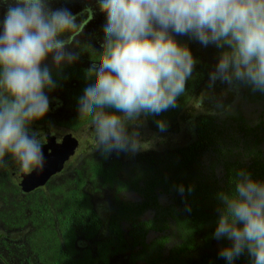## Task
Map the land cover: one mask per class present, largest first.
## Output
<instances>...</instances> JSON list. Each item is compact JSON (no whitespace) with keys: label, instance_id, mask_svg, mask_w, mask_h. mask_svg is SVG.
Returning a JSON list of instances; mask_svg holds the SVG:
<instances>
[{"label":"clouds","instance_id":"clouds-1","mask_svg":"<svg viewBox=\"0 0 264 264\" xmlns=\"http://www.w3.org/2000/svg\"><path fill=\"white\" fill-rule=\"evenodd\" d=\"M105 14L104 43L86 71L91 84L78 99L80 117H91L94 147L102 153L137 152L139 133L127 130L141 114L176 107L195 61L169 30L202 44L227 48L210 79L246 81L264 91V0H96ZM0 32V167L10 158L21 172H42L45 156L31 124L49 111L45 89L56 87L41 63L52 54L59 68L77 54L65 50L64 33H76L67 9L46 0H3ZM111 110H115L114 112ZM117 113H121L117 114ZM164 131L166 122L157 121ZM232 192L218 193L216 239L232 241L220 250L229 264L245 250L252 264H264V183L241 171ZM181 193L183 188L179 189ZM242 224V227L238 226Z\"/></svg>","mask_w":264,"mask_h":264},{"label":"flooded vegetation","instance_id":"flooded-vegetation-1","mask_svg":"<svg viewBox=\"0 0 264 264\" xmlns=\"http://www.w3.org/2000/svg\"><path fill=\"white\" fill-rule=\"evenodd\" d=\"M0 5L6 6L3 0ZM46 6L67 9L75 17L78 32H66L59 39L68 41L65 50L77 58L71 64L62 62L58 68L49 54L41 63L56 84L44 90L49 111L30 126V134L43 146L45 167L39 173L21 172L10 158H6V167H0L1 247L21 264H208L209 256L223 249L222 243L213 239L207 246L200 234L195 235V243H189L172 215L161 214L162 210L185 208H145L144 188L138 189L136 183L138 177H144L148 155H162L194 143L196 122L206 114L195 118L193 139L184 146L154 152L144 137L174 128L193 94L210 77L211 69H216L210 54L217 50L221 55L227 46L211 49L210 44L187 34L189 48L202 57L192 70L195 75L202 68L199 87L168 130H156L144 114L128 125L129 132L139 133L144 145L139 151L105 154L94 147L91 117H80L78 99L91 84L86 71L103 50L106 16L96 0H46ZM6 11L7 7L3 8L0 32ZM169 34L177 44L182 39L171 30ZM233 84L237 85V99L242 100L246 81L234 79ZM22 180H26L23 186ZM36 180L41 183L31 188ZM157 199L165 201L160 194ZM0 264H9L1 252Z\"/></svg>","mask_w":264,"mask_h":264},{"label":"trees","instance_id":"trees-1","mask_svg":"<svg viewBox=\"0 0 264 264\" xmlns=\"http://www.w3.org/2000/svg\"><path fill=\"white\" fill-rule=\"evenodd\" d=\"M178 44L187 47L195 63L201 62L202 57L193 54L188 42L181 39ZM200 72L195 75L191 73L185 83L184 94L177 98L176 107L158 115H146L156 130H159L158 120L166 122L165 130L172 126L177 114L199 87L202 78ZM242 102L259 106L264 111V91L246 82ZM144 166V177H138L142 185L137 181L136 186L138 189L144 188L145 208H185L162 210L161 214L172 215L179 233H184L183 238H189V243H195V235L200 234L209 246L216 239L214 232L220 216L218 193L234 191L241 171L247 172L253 180L264 183V116L259 114L257 119H252L242 107H237L219 115L200 117L195 125L192 145L177 151L169 150L162 155H148ZM181 186L182 193L179 190ZM158 194L165 201L159 202ZM162 221L165 222L166 218H162ZM238 226L242 227V224L238 223ZM219 241L223 248L232 244L226 238ZM219 253L210 255L208 264H229ZM39 257L44 263L43 257ZM231 264H252V257L245 250Z\"/></svg>","mask_w":264,"mask_h":264},{"label":"rangeland","instance_id":"rangeland-1","mask_svg":"<svg viewBox=\"0 0 264 264\" xmlns=\"http://www.w3.org/2000/svg\"><path fill=\"white\" fill-rule=\"evenodd\" d=\"M5 7L0 5V18ZM179 36L185 41H190L187 34H179ZM210 48L217 49L215 44H210ZM219 57L220 54L217 50L209 56L215 65H217ZM213 71H215V67L211 69V72ZM233 82L234 80L229 83L225 80L213 81L210 77L207 78L206 82L193 94L185 111L177 117L174 128L171 131L156 134L150 132L146 138L144 137L149 150L164 152L190 143L193 139L192 130L195 118L200 115H219L225 111L242 107L244 113L252 119H257L260 113L264 116V112H260L261 108L259 106L247 105L241 99H237L235 95L237 85L235 86ZM145 130L148 131L147 127ZM0 252L8 260L9 264H21L14 257H10L1 245Z\"/></svg>","mask_w":264,"mask_h":264},{"label":"water","instance_id":"water-1","mask_svg":"<svg viewBox=\"0 0 264 264\" xmlns=\"http://www.w3.org/2000/svg\"><path fill=\"white\" fill-rule=\"evenodd\" d=\"M25 181H26V180H22L21 186H23V184L25 183ZM36 181H37V182H35L34 184L31 185V188H32V187H35V186L39 185V183H41V182H39V180H36ZM23 189L27 191V190L30 189V188H25V187H24Z\"/></svg>","mask_w":264,"mask_h":264}]
</instances>
